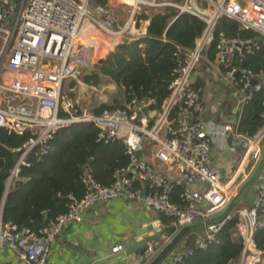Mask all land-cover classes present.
I'll return each instance as SVG.
<instances>
[{"label":"built area","instance_id":"built-area-1","mask_svg":"<svg viewBox=\"0 0 264 264\" xmlns=\"http://www.w3.org/2000/svg\"><path fill=\"white\" fill-rule=\"evenodd\" d=\"M96 1L0 0V130L17 135L30 133L25 142L11 149L16 157L4 182L3 198L14 187L21 168L30 165L28 155L32 152L47 153L46 145L55 132L69 124L93 123L98 127V140H120L129 156L128 164L114 171L109 185L98 183L85 172L84 196L77 199L68 195L66 212L57 215L39 232L29 228L19 229L14 224L2 226L0 209V248L20 254L31 264L46 263L50 243L69 224L80 222L84 210L114 198L141 200L159 215L170 218L169 227H174L176 231L186 224L216 216L226 208L252 173L263 150L264 127L253 136L237 131L238 118L217 127L221 135L227 134L231 138V144L226 140L228 149L240 148L242 152L237 169L222 180V174L211 157L214 135L208 129L209 124L195 121L203 107L200 88L194 86L191 74L199 61L204 41L207 37L210 40L215 21L222 14L237 20L243 29L257 31L264 43V0H210L216 6L210 17L197 7L196 0H184L182 3ZM120 5L127 10L126 22L121 27L116 23L113 11L114 7L123 8ZM165 6H172L179 13L198 16L207 23V28L197 41L196 48L187 54L184 61H178L174 70L176 75L169 84L170 94L160 110L154 111L156 119L152 126H149L147 111H143L144 102L136 100H131L122 108L103 109L99 114L77 109L74 101L65 94L63 85L71 79L80 83L77 69L86 63L90 55V45L80 40L84 20L92 22L109 38L144 36L146 22L140 18L144 9ZM101 15L106 19L102 20ZM113 23L117 28L113 27ZM253 47H257V41L227 38L223 33L219 34L216 46V62L226 70L225 78L239 97L240 109L252 89L264 85V67L253 72L233 65V58L239 56L243 60L244 53ZM253 80L256 83L250 86ZM240 82L243 85L237 88ZM248 87L250 90L245 93ZM147 103L150 105L152 100ZM147 141L155 145L154 155L158 161L177 167L178 176L175 179H170L137 154ZM247 161H252V164L245 172L243 168ZM185 184L203 185L205 188L197 191L184 187L179 195L180 203L173 202V186ZM142 185L146 189L145 194H142ZM254 190L255 198L249 208H235L221 222L204 227L192 247L184 252H172L160 264H183L186 252L189 253L193 247L206 248L224 224L235 217L238 220L237 235L242 243L239 264H260L264 251L257 247L254 233L259 225H264V219H260L258 214L264 204L263 173L255 182ZM169 238L167 233H163L159 239L160 246L157 243L159 240L147 244L143 249L146 263ZM122 250L121 244L112 248L114 254Z\"/></svg>","mask_w":264,"mask_h":264},{"label":"trees","instance_id":"trees-1","mask_svg":"<svg viewBox=\"0 0 264 264\" xmlns=\"http://www.w3.org/2000/svg\"><path fill=\"white\" fill-rule=\"evenodd\" d=\"M176 2L182 3L183 0ZM140 18L147 19V16L142 15ZM148 19L146 33L142 38L118 41L97 66V71L82 76V80L91 85L99 84L104 77L121 90L117 99H122V102L116 100L113 104H100L92 112L99 114L106 108H122L131 100H152L148 109L159 111L170 94L169 84L176 75L174 70L178 61H184L187 54L196 48L197 41L207 28V23L198 16L188 12L179 13L172 6H165L162 12L153 13ZM220 33L227 38L257 41V47L244 51L243 60L239 56L233 58V65L253 72L263 69L262 36L257 31L241 28L237 20L225 14L216 19L211 38L202 47L200 55L207 57L209 61L215 60ZM221 68L225 73L226 70ZM76 83L71 79L68 85L72 88ZM242 85L240 82L237 88ZM194 86L199 88L200 84L196 82ZM149 126L152 124L149 123ZM263 127L264 85L259 89H252L250 97L242 105L237 131L253 136ZM97 134L98 127L93 123H72L59 128L46 145L47 153L32 152L28 155L27 161L30 165L21 168L15 186L6 194L2 204L4 182L16 157L11 149L25 142L30 133L17 135L0 130L2 226L14 224L19 229L29 228L39 232L46 225V221L51 222L57 215L66 212L68 195L71 194L77 199L84 196L85 172L98 183L109 185L114 171L125 167L129 156L120 140L103 142L97 139ZM139 153L138 151L137 154ZM182 191L183 185H174L171 200L180 203L179 195ZM246 201L245 195L237 208H249L251 204ZM258 214L260 218H264V204ZM160 220L163 224H170L171 221L164 215L160 216ZM237 221V217L227 221L215 234V240L206 248L193 247L189 253L186 252L183 264H239L242 243L237 235ZM254 240L257 247L264 251L263 224L256 228ZM260 264H264V256Z\"/></svg>","mask_w":264,"mask_h":264},{"label":"crops","instance_id":"crops-1","mask_svg":"<svg viewBox=\"0 0 264 264\" xmlns=\"http://www.w3.org/2000/svg\"><path fill=\"white\" fill-rule=\"evenodd\" d=\"M205 3L204 1L203 4ZM163 8L150 7L144 9L140 17L142 15L147 16V19L141 18L143 22H146L145 27L148 26V18L153 13L162 12ZM202 11L206 13L207 10L202 9ZM114 16L117 23L119 15L114 12ZM89 22V20H84L80 40L90 45L89 56H92L90 61H95L94 63L103 59L118 41L125 39L133 40L122 36L109 38L101 33L93 34L94 30H91L92 27L89 28L87 26ZM125 22L126 20L118 24V26L121 27ZM111 39L113 40L110 41ZM208 42L207 37L204 44ZM196 65L192 71L191 80L194 85L196 82L200 84V102L203 109L196 116L195 121L209 124L208 129L214 135V143L211 147L213 163L220 170L223 178L225 176L228 177L237 169L242 152L239 148L229 150L227 147L228 143L226 142L227 134L221 135L217 131V127L229 121L231 122L235 118H239L241 112L239 97L235 95L233 86L226 80L222 68L217 64L216 56L214 61H209L207 57L200 55ZM85 75H88L87 72H85ZM65 83H69V80ZM83 83L86 82L83 81ZM86 84L88 85H86L87 87L96 86L89 83ZM110 85L116 86L113 83H110ZM73 88L68 89V91H71ZM144 104L143 111H147L148 123L153 124L156 119V113L153 114L152 112L154 111L146 109L149 105L147 102H144ZM151 113L153 115L150 116ZM139 152L140 157L152 163L161 173L167 175L170 179H175L178 176V169L175 165L162 163L155 158V145L153 143L145 142ZM251 164L252 161H247L244 164L243 170L245 172L249 171ZM242 176L243 173L241 174ZM184 187L188 190L197 191H203L205 188L203 185L196 184H185L183 185ZM143 188L144 185H142V190ZM144 190L146 191V189ZM254 198L255 190L253 189V194L251 198L247 199V203L252 204ZM2 202H4V198ZM160 216L157 212L147 207L141 200L114 198L106 202H100L84 210L80 222L69 224L50 243V253L45 264H92L96 260H107L110 257L114 258L106 264H147L143 250H136L129 255H126V253L132 246L145 237L155 235L161 230L171 238L172 233L166 232V229L170 228V224H163ZM158 221L159 223H157ZM149 225H152L153 228L146 230ZM154 225L157 226L154 227ZM202 232L203 228L191 231L178 245V250L182 251L190 248L191 244L194 245L196 243L197 237ZM160 241L157 242L158 245L161 244ZM118 244L123 246V250L114 254L112 248ZM0 264L31 263L26 262L20 254L2 247L0 248Z\"/></svg>","mask_w":264,"mask_h":264},{"label":"water","instance_id":"water-1","mask_svg":"<svg viewBox=\"0 0 264 264\" xmlns=\"http://www.w3.org/2000/svg\"><path fill=\"white\" fill-rule=\"evenodd\" d=\"M93 14L96 15L95 11H93ZM102 20H105L106 18L104 16H99ZM114 28H117L116 24H112ZM130 39H140L143 36L142 35H126ZM102 59L98 60L96 63H93V69H96L97 66L100 64ZM91 72L88 71L87 74L89 75ZM256 83L255 80L251 81L250 86L254 85ZM250 90V87H248L245 90V93H248ZM153 114L155 112H152ZM150 114L153 115V114ZM227 142L230 143L231 138L227 137ZM238 142V141H237ZM240 149V148H239ZM264 171V141H263V150L260 156V159L255 166L252 173L249 175V177L243 182V184L239 187L236 194L232 197L226 208L218 215L213 216L211 218H208L206 220H198L194 221L192 223L186 224L184 226H181L177 231L174 227H170L166 229V232L172 233L171 238L164 244V246L155 254V256L147 263V264H160L163 260L167 258L169 254L172 252H178V245L184 240V238L193 230L197 228H204L210 225L217 224L224 220L235 208L238 207V205L241 203L244 196L252 189H254L255 182L260 179L262 173ZM145 188L142 190V194H145ZM49 223V221H46V225ZM159 223V221L157 222ZM157 225H154L156 227ZM153 228L152 225H149L146 230H151ZM143 232V231H142ZM164 233L163 230L157 232L155 235L145 237L140 242L136 243L134 246L128 250L126 255L132 254L136 250H143L148 243L155 242L159 240ZM114 257H110L107 260H96L92 264H106L110 262Z\"/></svg>","mask_w":264,"mask_h":264},{"label":"rangeland","instance_id":"rangeland-1","mask_svg":"<svg viewBox=\"0 0 264 264\" xmlns=\"http://www.w3.org/2000/svg\"><path fill=\"white\" fill-rule=\"evenodd\" d=\"M158 1L163 2V3L164 2H174V3L176 2V0H158ZM204 1L206 2V4H203ZM195 2L198 8L207 10L205 14L208 15V17L214 14L216 6L212 4L210 0H196ZM120 6L123 8H118V9H115V7L113 8V11L117 15H119V18H118L119 21L117 22L118 24L126 20V16H127L126 7L122 5ZM87 26L89 28L92 27L91 30H94V32H92L93 34L95 33L103 34L102 31L98 29L96 26H94L92 22H89ZM81 29H83L82 26H81ZM112 40L113 39H111L110 41ZM91 59H92V56L91 57L89 56L86 59V63L82 66H79V68L77 69L78 79L81 84L77 82L74 88L71 91H68V89H71L69 88V85H68L69 83H64L65 88H63V90L65 94L74 101L76 108L82 111L83 110L92 111L95 107L99 106L100 104H104V103L113 104L116 100L118 102L119 101L122 102V99H117L119 98V94L121 90L118 89L116 86L114 87L110 85V83H108V81H106L104 77H102L99 84L94 87H87L88 85L86 83H83L82 76L85 74V72H88V70L90 72L91 71L93 72V71H97L98 69L96 68L95 70H93L92 66L90 65ZM91 62L94 63L95 61H91ZM226 179H227V176H225L222 180H226ZM252 194H253V190L251 189L246 195V198L247 199L251 198ZM191 245L193 246V244Z\"/></svg>","mask_w":264,"mask_h":264},{"label":"clouds","instance_id":"clouds-1","mask_svg":"<svg viewBox=\"0 0 264 264\" xmlns=\"http://www.w3.org/2000/svg\"><path fill=\"white\" fill-rule=\"evenodd\" d=\"M264 172V171H263Z\"/></svg>","mask_w":264,"mask_h":264}]
</instances>
